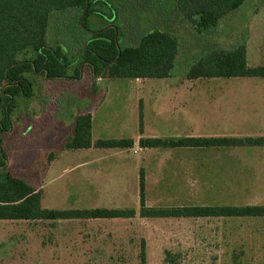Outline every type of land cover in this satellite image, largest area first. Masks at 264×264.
Listing matches in <instances>:
<instances>
[{
	"label": "rangeland",
	"instance_id": "rangeland-1",
	"mask_svg": "<svg viewBox=\"0 0 264 264\" xmlns=\"http://www.w3.org/2000/svg\"><path fill=\"white\" fill-rule=\"evenodd\" d=\"M109 1L119 5L127 26L134 18L139 21L138 32L157 26L177 38L179 56L171 77L148 78L150 84L162 86L158 104L173 102L172 118L165 113L156 124L148 119L139 134L137 97L144 96L145 101L149 94L136 90L139 82L135 79L94 77L86 66L79 79L71 78V68L63 79L28 74L32 95L17 97L2 149L7 170L41 192L43 208L138 211L139 181L135 179L134 162L143 155L141 151L135 154L130 150L122 156L110 149L63 148L73 132L74 117L93 109L103 94L104 101L95 113V127L103 129V136L137 139L264 133V78H186L187 67L213 38L197 36L175 12L174 0H154L151 8L146 4L139 10L133 0ZM261 1L245 0L228 19L219 22L221 28L215 36L223 37L234 26H244L258 5L251 21V41L264 49ZM62 16H51L49 45L62 46L69 61L76 60V38L83 31L87 34V30L66 14L64 19ZM101 23V19L89 17L87 29L96 30ZM126 29L120 26V46L137 42L138 32L133 27ZM169 84L173 91L163 87ZM121 100L122 106L112 104ZM107 106L104 120H97ZM234 112L238 115L233 116ZM50 152L53 156L48 159ZM142 166L148 206L264 205V146L159 148L144 156ZM142 242L146 264H264V218L137 215L117 219L0 220V264H139Z\"/></svg>",
	"mask_w": 264,
	"mask_h": 264
},
{
	"label": "trees",
	"instance_id": "trees-1",
	"mask_svg": "<svg viewBox=\"0 0 264 264\" xmlns=\"http://www.w3.org/2000/svg\"><path fill=\"white\" fill-rule=\"evenodd\" d=\"M137 10L151 8L154 0H133ZM245 0H174V10L187 22L197 36L215 35L219 22L237 10ZM109 0H0V220H61V219H117V218H264V205H175L148 206L145 202V181L139 173V208H83L49 209L41 206V192L27 180L13 176L7 170L2 149L3 136L11 129L10 115L17 97H30L32 83L28 74L51 79L68 76L79 79L84 66L94 77L152 78L171 75L179 56V43L168 31L158 28L139 31V21L127 26L118 4ZM264 5V0L260 2ZM259 4V5H260ZM255 6L254 12L257 11ZM65 14L87 30L79 36L78 56L69 61L62 46L49 45L48 31L51 16ZM153 12V17L154 16ZM101 19V26L88 30L89 17ZM121 20V23H120ZM157 20H159L157 18ZM61 21V20H60ZM121 24V25H120ZM157 25V23H156ZM120 26L138 32L134 45L118 44ZM141 27V26H140ZM127 30V29H126ZM214 34V35H213ZM210 40V39H209ZM245 40L231 48L220 47L211 41L207 49L198 53L185 72L188 79L212 77H262L264 65L249 67L246 63ZM78 66V67H77ZM139 131L142 132L141 117ZM132 138H109L93 141L91 115L80 113L74 117L73 132L64 142L65 149L109 148L130 149ZM138 146L148 148H216L264 146V135L258 136H184L140 137ZM50 152L48 159L52 158ZM145 263L144 243H141L140 262Z\"/></svg>",
	"mask_w": 264,
	"mask_h": 264
},
{
	"label": "crops",
	"instance_id": "crops-1",
	"mask_svg": "<svg viewBox=\"0 0 264 264\" xmlns=\"http://www.w3.org/2000/svg\"><path fill=\"white\" fill-rule=\"evenodd\" d=\"M255 9V8H254ZM254 9L251 11L249 17L247 18L245 25L244 26H234L233 28L230 29V31L226 32V35H224L223 37L221 36H213L214 42L217 43L220 47H224V48H231L233 46H235L236 44H239L242 41V38L245 37V49H246V63L249 67H255V66H259V65H264V49L261 48L259 43L256 42H252L251 38L253 37V29H254V25H252L253 22V18L255 17V15L258 12V9L256 12H254ZM228 17H230V14L227 15L226 17H224L222 20H226L228 19ZM252 21V22H251ZM224 22V21H222ZM221 24L219 23V25L217 26L216 30L217 32L219 31V29L221 28ZM216 32V31H215ZM252 63V64H251ZM171 75L169 77L166 78H170ZM197 79H203V78H197ZM204 79H208V78H204ZM138 83V85L135 87L137 91H143L144 93L149 94L147 96V100L145 101H149L148 103H146L144 101L145 97L139 95L137 97V102L139 104V110L137 112V117L136 119L140 120L141 117V121L143 123L142 126V132L144 131V127L146 126L147 120L149 119V123H154L155 122L158 123V120H162L164 118L165 113H169V119L172 118V114L173 112V102H166V103H162V104H158L156 102V99L158 97V92L162 91L160 90V88H162V86H159L157 84H150L149 83V79L148 78H136L135 79ZM193 80V79H192ZM169 87L170 89H172L173 91V85L169 84L166 86H163L164 88ZM127 87V86H125ZM106 92V90H105ZM104 101V94L103 97L101 98V100H99L98 104H96L94 106L93 109L89 110L88 112L85 113H89L91 115V136L93 141L97 140V139H109V138H118V137H112V136H103L102 132L103 129L101 127H95V113L97 112L98 108L100 107V105L103 103ZM120 104L121 106L123 105V100L121 101H116L113 102L112 104ZM166 104V105H165ZM110 105V104H109ZM108 107H105V109H103V111L101 112V116L97 118V120H101L103 121V115H105V112L108 110ZM232 115H238L236 112L232 113ZM253 115V114H252ZM110 117V115L106 118L108 120V118ZM180 117H182V119H184L186 117L185 113L183 115H180ZM168 118L165 119L164 122L168 121ZM264 118V117H263ZM140 132V131H139ZM142 132H140L139 134L142 135ZM97 135V136H95ZM258 135H264V133H258L256 135H242V136H236V137H243V136H258ZM142 137V136H140ZM138 137L137 139H133L134 140V146L133 148L130 149H110V150H114V154H119V155H124L125 152H130V150H132L133 153L138 154L139 151L142 152L143 155H141L140 159L137 160L135 163V179L139 181V176H137V173H139V171H141L140 167V161L141 163L144 161V156L148 155L150 152L154 151V150H159V148H148V149H142L138 146V139L140 138ZM169 138V137H168ZM94 147H90V148H84V149H92ZM99 149V148H96ZM102 150L104 149H109V148H100ZM163 149V148H162ZM173 154V151H169ZM110 154V153H108ZM144 181H145V176H144ZM146 182V181H145ZM139 185V184H138ZM146 187V186H145ZM146 189V188H145ZM146 192V191H145ZM139 194V193H138ZM146 195V194H145ZM145 202H146V197H145Z\"/></svg>",
	"mask_w": 264,
	"mask_h": 264
}]
</instances>
